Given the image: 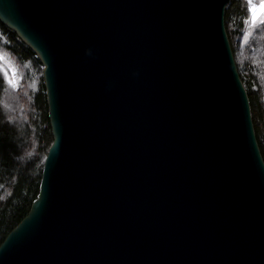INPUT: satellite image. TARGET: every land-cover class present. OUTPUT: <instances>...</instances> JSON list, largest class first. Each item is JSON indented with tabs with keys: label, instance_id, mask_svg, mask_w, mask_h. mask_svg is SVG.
Returning <instances> with one entry per match:
<instances>
[{
	"label": "water",
	"instance_id": "95a60500",
	"mask_svg": "<svg viewBox=\"0 0 264 264\" xmlns=\"http://www.w3.org/2000/svg\"><path fill=\"white\" fill-rule=\"evenodd\" d=\"M230 0H0L54 141L0 264H264V157Z\"/></svg>",
	"mask_w": 264,
	"mask_h": 264
},
{
	"label": "trees",
	"instance_id": "16d2710c",
	"mask_svg": "<svg viewBox=\"0 0 264 264\" xmlns=\"http://www.w3.org/2000/svg\"><path fill=\"white\" fill-rule=\"evenodd\" d=\"M251 16L248 0H230L226 7L227 32L264 157V23L248 32ZM4 57L15 67V82ZM43 68L33 49L0 21V245L38 197L54 141Z\"/></svg>",
	"mask_w": 264,
	"mask_h": 264
},
{
	"label": "rangeland",
	"instance_id": "374dc122",
	"mask_svg": "<svg viewBox=\"0 0 264 264\" xmlns=\"http://www.w3.org/2000/svg\"><path fill=\"white\" fill-rule=\"evenodd\" d=\"M252 3L257 6V14L259 15V12H260V7L259 6L262 5V4H264V0H252ZM257 23H255V24H257ZM255 24L250 19V21H249V27L250 28L248 29V32L251 29V27L254 26ZM4 61H5L6 65L9 67V69H10L9 71H11V73H12V75H9L10 78L15 82L16 81L15 80L16 77L14 76V74H15V67H14L13 63L7 57H4Z\"/></svg>",
	"mask_w": 264,
	"mask_h": 264
},
{
	"label": "snow or ice",
	"instance_id": "6c2138e0",
	"mask_svg": "<svg viewBox=\"0 0 264 264\" xmlns=\"http://www.w3.org/2000/svg\"><path fill=\"white\" fill-rule=\"evenodd\" d=\"M249 7L252 9L251 20L255 24L257 22L264 23V4L260 5L259 15L257 14V6L252 3V0H248ZM11 83V81H9Z\"/></svg>",
	"mask_w": 264,
	"mask_h": 264
}]
</instances>
